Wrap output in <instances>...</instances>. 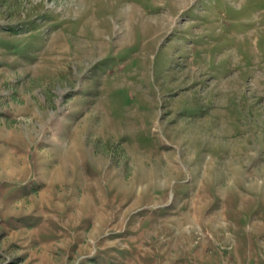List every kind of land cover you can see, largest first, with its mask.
I'll return each instance as SVG.
<instances>
[{
    "label": "rangeland",
    "instance_id": "rangeland-1",
    "mask_svg": "<svg viewBox=\"0 0 264 264\" xmlns=\"http://www.w3.org/2000/svg\"><path fill=\"white\" fill-rule=\"evenodd\" d=\"M0 264H264V0H0Z\"/></svg>",
    "mask_w": 264,
    "mask_h": 264
},
{
    "label": "bare ground",
    "instance_id": "bare-ground-1",
    "mask_svg": "<svg viewBox=\"0 0 264 264\" xmlns=\"http://www.w3.org/2000/svg\"><path fill=\"white\" fill-rule=\"evenodd\" d=\"M193 215H194V214H193ZM193 215H192V216H193ZM214 217H217V216H214ZM193 219L196 220V217L194 216Z\"/></svg>",
    "mask_w": 264,
    "mask_h": 264
}]
</instances>
